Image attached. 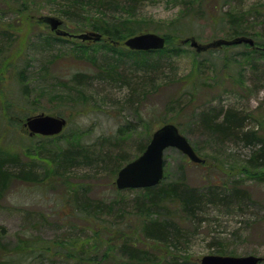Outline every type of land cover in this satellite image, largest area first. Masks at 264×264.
<instances>
[{
  "label": "rangeland",
  "instance_id": "obj_1",
  "mask_svg": "<svg viewBox=\"0 0 264 264\" xmlns=\"http://www.w3.org/2000/svg\"><path fill=\"white\" fill-rule=\"evenodd\" d=\"M65 2L0 0V153L20 163L33 161L35 172L46 178L41 184L14 180L0 197V264H88L89 258L97 264H135L119 249L125 238L156 254L159 264H200L221 251L264 258V168L249 163L257 147L221 139L198 119L202 110L234 108L248 116L245 130L264 138V0H141L137 7L127 5L126 13L106 9V17L85 6L87 11L72 19L60 14ZM92 16L138 31L114 44L91 26ZM51 18L74 36L57 35ZM237 22L245 35L234 31ZM93 33L101 36L99 42L78 37ZM143 33L165 37L166 48L137 54L124 45ZM238 36L252 38L256 47L215 45ZM40 114L65 118L63 132L31 136L23 123ZM167 123L177 125L204 160L195 164L168 148L167 181L183 179L201 190L243 185L250 197L242 205H206L195 220L178 211L187 233L178 249L144 239L137 225L129 234L115 230L126 224L122 217L139 195L117 192L119 168L137 158ZM67 150L76 161L59 166ZM68 194L75 208L80 204L78 212L64 203ZM98 200L118 201L114 214L108 207L80 211Z\"/></svg>",
  "mask_w": 264,
  "mask_h": 264
},
{
  "label": "trees",
  "instance_id": "obj_2",
  "mask_svg": "<svg viewBox=\"0 0 264 264\" xmlns=\"http://www.w3.org/2000/svg\"><path fill=\"white\" fill-rule=\"evenodd\" d=\"M25 1L29 3L30 1L35 2L36 0ZM50 1L54 2L55 0ZM140 1L141 0H66L65 4L61 7L60 14L64 17L72 19V15L74 16L78 14L79 16L78 12H82L84 14L87 11L85 6H89L92 10L98 11L101 16L106 17V9L113 10L112 7L115 9L125 8L124 12L126 13L127 5L134 3L130 7H137V3H140ZM119 2L125 4H120ZM92 10L89 11L91 12ZM229 16L233 18L236 17V15L232 13H229ZM94 17L99 16H92L91 21L93 22L91 26L95 28V30H103V34L108 36L114 44L119 43L125 34H134L138 31H135L134 27L127 28V24L125 23H119V26L111 27L110 25H107L106 22H103V19ZM95 22L99 24H96ZM120 26L127 28L128 31L126 33L124 31L120 32L118 28ZM234 27V31L237 35H245L246 31L238 29V27H241L238 22L234 23ZM255 45H257V43ZM222 46H224L223 49H233L239 47L236 45ZM242 46L246 49L251 48L246 44H242ZM132 52L141 54L152 53L153 51ZM6 113L8 115H12L9 107H7ZM198 119L202 128L210 133L218 135L221 139L235 138L247 145H255L257 148H253L254 155L250 158L249 163L255 168H264V138L259 136L255 131L245 130L246 122L248 120L247 115L242 114L239 110L234 108H226L216 111L213 109H207L200 112ZM257 143H259V145H257ZM146 145L147 144H144L140 149L141 153L145 150ZM66 153L67 154L58 158L57 163L59 166L76 161L74 153L71 155L70 150H67ZM33 163V161L30 163H20L16 156L2 155L0 153V197L8 190L10 183L14 180L33 184H41L44 180H46L45 174L39 175L35 172ZM8 165H11L12 167L17 166V168H19L18 172L10 170ZM138 191L139 195L135 197L136 200L134 203H136V205L132 212H129L128 214H125V217H122L128 221L126 224L125 221L120 223V226L117 229L115 227V230L119 231L117 232L118 235L122 234L125 230H129L125 232V234H129L131 229L137 225V229L144 239L157 242L159 244L171 245L172 248L175 249H178V243H181L185 237L187 238V233L182 228V218L177 215L178 211L182 212L185 219L195 220L200 217L196 215L197 210L201 209L205 204L219 203L218 201L220 200L223 203L230 202L242 205V203L245 202L244 200L250 199L249 194L243 185H233L231 189H226V187L221 185H211L205 190H201L200 188L190 186L183 179L167 181L164 178L160 185ZM117 192L120 191L117 190ZM79 193L80 192L77 191L75 194L77 196H74L76 200ZM75 198L72 199L71 194H68V196L64 198V203L71 206L72 211L78 212V206L80 204L75 208V203H77L75 202ZM107 203L108 204L102 200H98L96 202H86L84 205L85 211L81 208L80 211L82 213L88 212L89 210L102 212L104 207H108L109 210L107 209V212L113 215L114 207L118 201L114 200ZM86 205L88 207H86ZM119 249L132 263L159 264L158 256L156 254H153L152 252L134 243L131 238L123 239L119 245ZM220 254L223 255L224 252L221 251ZM81 259L86 260L87 258H84L81 255ZM88 261H90L88 264H97V262L93 261L92 258H89Z\"/></svg>",
  "mask_w": 264,
  "mask_h": 264
},
{
  "label": "water",
  "instance_id": "obj_3",
  "mask_svg": "<svg viewBox=\"0 0 264 264\" xmlns=\"http://www.w3.org/2000/svg\"><path fill=\"white\" fill-rule=\"evenodd\" d=\"M52 30L58 35L66 36L67 32L59 30L62 22L56 18L49 19ZM83 40H100L99 34L79 35ZM188 41V40H187ZM246 43L254 45V40L248 37H238L231 41H220L215 45H234ZM164 37L155 33H143L130 37L125 45L136 51L161 50L165 47ZM191 46L201 51L196 41L191 40ZM66 120L45 114L30 116L24 122V126L30 131V135L55 136L60 134L66 126ZM168 148H176L186 155L194 163H202L204 160L198 156L190 142L183 136L174 124H165L157 129L148 143L145 151L135 160L125 165L117 175L116 186L119 190L143 189L157 186L164 178V153ZM264 258L257 256H223L206 255L200 264H263Z\"/></svg>",
  "mask_w": 264,
  "mask_h": 264
},
{
  "label": "bare ground",
  "instance_id": "obj_4",
  "mask_svg": "<svg viewBox=\"0 0 264 264\" xmlns=\"http://www.w3.org/2000/svg\"><path fill=\"white\" fill-rule=\"evenodd\" d=\"M258 144H259V143H257V145H258ZM218 202H222V201L219 200ZM206 205H209V204H205V205L202 206L201 209H198V210H197V214H196L197 216H200V215L203 213V209H204V207H205Z\"/></svg>",
  "mask_w": 264,
  "mask_h": 264
}]
</instances>
